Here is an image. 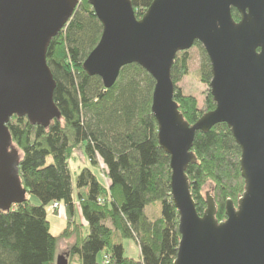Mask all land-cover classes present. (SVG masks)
I'll return each mask as SVG.
<instances>
[{"label": "trees", "instance_id": "obj_1", "mask_svg": "<svg viewBox=\"0 0 264 264\" xmlns=\"http://www.w3.org/2000/svg\"><path fill=\"white\" fill-rule=\"evenodd\" d=\"M140 18L153 0H130ZM237 22L239 14L231 11ZM102 26L87 0L54 37L46 54L55 81L53 101L60 117L47 127L13 115L6 127L19 154L18 174L27 197L9 211L0 210V264H55L60 239L71 242L69 261L79 264H173L180 239L178 213L170 196L168 155L158 145V127L151 114L153 79L138 65L120 70L115 85L105 90L100 79L88 76L82 64L99 42ZM201 54L199 79L208 86V58ZM190 56L177 53L171 68L173 99L183 119L194 124L214 109L208 92L199 107L184 95L178 82L188 74ZM82 149L90 166L74 176L69 161ZM196 163L186 174L201 215L206 209L202 188L213 184L215 217L225 218V202L236 206L244 189L240 149L225 124L197 132L192 146ZM62 208L65 224L59 235L50 230L47 209ZM159 215H147L149 206ZM158 205V207L156 206ZM78 218V221L76 219ZM134 241L140 259L125 255L123 242Z\"/></svg>", "mask_w": 264, "mask_h": 264}, {"label": "water", "instance_id": "obj_2", "mask_svg": "<svg viewBox=\"0 0 264 264\" xmlns=\"http://www.w3.org/2000/svg\"><path fill=\"white\" fill-rule=\"evenodd\" d=\"M102 26L82 64L105 90L120 70L138 65L154 81L151 114L158 145L169 157L170 196L180 235L173 264H264V0H153L136 18L130 0H87ZM80 0H0V210L23 203L19 154L6 127L16 115L47 127L59 111L47 65L51 40ZM232 9L239 14L236 22ZM198 42L210 65L214 109L189 125L173 99L171 68L177 53ZM225 124L240 149L244 189L236 206L215 217L213 196L200 215L186 174L196 163L197 132ZM55 264H67L62 258Z\"/></svg>", "mask_w": 264, "mask_h": 264}, {"label": "rangeland", "instance_id": "obj_3", "mask_svg": "<svg viewBox=\"0 0 264 264\" xmlns=\"http://www.w3.org/2000/svg\"><path fill=\"white\" fill-rule=\"evenodd\" d=\"M81 1V0H80ZM190 56L188 62V74L178 82L177 87H179L184 95H189L195 97L198 101L199 107L203 106V100L206 93L208 92V86L202 83L199 79V69H200V59L201 54L198 47L193 46L187 51ZM71 172L74 176L75 173H78L82 168H89L94 171L90 166L87 158L84 156L82 149L77 150L73 157L69 161ZM213 184L211 181H207L202 188L203 196H212ZM26 197L33 203H38L37 199L30 194H27ZM206 199V197H205ZM51 205L47 209L48 220L50 222V230L54 235H59L65 224V215L62 208H60L57 213H50L52 210ZM158 207V205H156ZM54 207V206H53ZM147 215L151 218H155L159 215L158 208L152 207L151 205L147 208ZM77 221L78 218L76 217ZM128 241V240H126ZM125 242V241H124ZM69 242L64 239H60L57 244L56 253L60 250H64ZM124 244V243H123ZM70 247V246H69ZM125 255L137 259V248L134 241L130 240L124 244ZM55 257V263L57 258Z\"/></svg>", "mask_w": 264, "mask_h": 264}, {"label": "crops", "instance_id": "obj_4", "mask_svg": "<svg viewBox=\"0 0 264 264\" xmlns=\"http://www.w3.org/2000/svg\"><path fill=\"white\" fill-rule=\"evenodd\" d=\"M61 233V232H60ZM57 236V235H56ZM128 241H130V240H128ZM128 241H125V242H123L124 244L125 243H127ZM135 243V242H134ZM71 242H69L68 244H67V246H66V248L63 250H60L59 252H58V254L56 253V256H59V260L61 261L62 260V258H66L67 259V264H79V262L77 261V260H73V261H69V258H68V249H69V246H71ZM123 244V245H124ZM136 244V243H135ZM136 248H137V260H139L140 259V251H139V248H138V246H137V244H136Z\"/></svg>", "mask_w": 264, "mask_h": 264}, {"label": "built area", "instance_id": "obj_5", "mask_svg": "<svg viewBox=\"0 0 264 264\" xmlns=\"http://www.w3.org/2000/svg\"><path fill=\"white\" fill-rule=\"evenodd\" d=\"M53 206H54V207H53ZM53 206H52V209H51V210H54V209L59 208V204H57V203L53 204Z\"/></svg>", "mask_w": 264, "mask_h": 264}]
</instances>
